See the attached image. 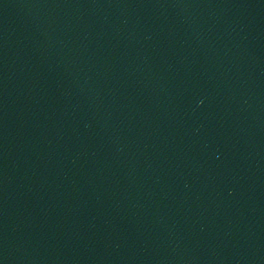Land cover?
Masks as SVG:
<instances>
[{
    "label": "water",
    "instance_id": "95a60500",
    "mask_svg": "<svg viewBox=\"0 0 264 264\" xmlns=\"http://www.w3.org/2000/svg\"><path fill=\"white\" fill-rule=\"evenodd\" d=\"M0 264H264V0H0Z\"/></svg>",
    "mask_w": 264,
    "mask_h": 264
}]
</instances>
